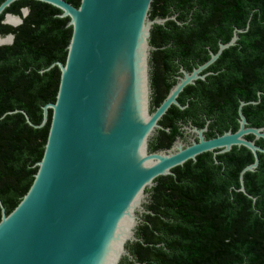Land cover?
<instances>
[{
	"label": "water",
	"instance_id": "1",
	"mask_svg": "<svg viewBox=\"0 0 264 264\" xmlns=\"http://www.w3.org/2000/svg\"><path fill=\"white\" fill-rule=\"evenodd\" d=\"M13 1H1L0 14ZM38 1L69 18L71 35L64 62L46 68L57 64L60 75L55 101L42 106L41 122L34 124L24 110H13L34 127L43 126L51 113L30 186L8 213L0 201V264H119L124 256L132 258L126 245L138 239L136 226L140 214L149 212L143 203L153 180L216 147L235 143L253 152L254 162L239 174V190L247 194L243 174L257 167L264 148L241 136L251 132L264 138V126L200 137L172 153L146 151L147 138L170 100L148 113L147 40L151 25L167 19L149 17L152 0H80L78 6ZM26 14L27 8L20 14L5 12L2 22L15 27ZM13 37L0 34V45ZM236 38L235 32L228 44Z\"/></svg>",
	"mask_w": 264,
	"mask_h": 264
},
{
	"label": "trees",
	"instance_id": "2",
	"mask_svg": "<svg viewBox=\"0 0 264 264\" xmlns=\"http://www.w3.org/2000/svg\"><path fill=\"white\" fill-rule=\"evenodd\" d=\"M66 1L75 6L80 2ZM164 1L180 10L172 23L183 21V9L192 8L190 24H233L243 29L241 39L264 40V0ZM161 4L162 0H152L149 14ZM22 7L28 13L21 24L2 22L5 12L20 14ZM60 13L46 2L15 0L0 14V34H14L12 43L0 45V201L6 213L27 191L43 154L51 111L43 126L34 127L21 111L13 110H24L38 124L42 106L55 101L60 71L57 64L46 68L64 62L71 35L69 18ZM230 30L199 27L196 31L228 38ZM248 54L254 56L258 78L254 90H264V47L254 45V52ZM258 144L264 147V138ZM258 156L254 171L243 174L247 194L239 188L229 190L228 179L238 186L236 174L225 181L216 172L209 177L203 173L158 177V186L150 190L157 203L148 207V222L137 228L142 239L129 243L135 259L120 264H264V153Z\"/></svg>",
	"mask_w": 264,
	"mask_h": 264
},
{
	"label": "flooded vegetation",
	"instance_id": "3",
	"mask_svg": "<svg viewBox=\"0 0 264 264\" xmlns=\"http://www.w3.org/2000/svg\"><path fill=\"white\" fill-rule=\"evenodd\" d=\"M183 11L186 18L172 23L170 17L174 16L176 19L180 10L168 1L162 0L161 7L149 14L151 19L155 17L167 19L163 23L151 25L147 40L148 113L155 112L169 96L170 100L147 138V153H172L178 151L179 147L185 148L199 142L200 137L208 140L226 132L234 133L241 126L244 128L264 126L262 97L264 90H254V81L258 78L254 75V56L248 54L249 51L254 52V45L264 47V40L241 39L239 35L243 29L233 24H190L188 20L192 8ZM199 27L223 29L230 27L231 30L228 38H221L216 32L196 31ZM235 32L237 38L228 44ZM221 44L228 45L220 49ZM262 50L263 48L260 49ZM216 53L218 55L210 61L212 55ZM259 120H262V124H254ZM241 138L263 147L258 144L262 137L255 138L251 132L243 134ZM252 162L253 152L242 144L234 143L228 149L220 146L202 151L194 158H187L173 166L170 169L171 174L166 175L187 178L203 173L209 177L216 172L224 176L225 181L236 174L238 186H235L231 177L232 179H228L231 181L228 188L238 189L241 169ZM250 171L253 172L254 169ZM158 177L147 189V200L143 203L146 210H150L148 207L157 203L150 197V190L158 186L160 182ZM189 202L198 203L196 200ZM146 213L140 214L141 220L136 226L135 235L138 239H142L137 233L138 226L148 222ZM207 218L222 219L210 216ZM132 242L126 245L132 258L124 256L119 264L122 260L131 262L135 259L129 248V243Z\"/></svg>",
	"mask_w": 264,
	"mask_h": 264
},
{
	"label": "bare ground",
	"instance_id": "4",
	"mask_svg": "<svg viewBox=\"0 0 264 264\" xmlns=\"http://www.w3.org/2000/svg\"><path fill=\"white\" fill-rule=\"evenodd\" d=\"M13 19H11V21H12Z\"/></svg>",
	"mask_w": 264,
	"mask_h": 264
}]
</instances>
